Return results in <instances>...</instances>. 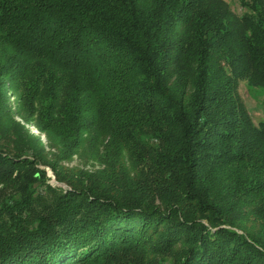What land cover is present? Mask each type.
Returning <instances> with one entry per match:
<instances>
[{"label":"trees","instance_id":"1","mask_svg":"<svg viewBox=\"0 0 264 264\" xmlns=\"http://www.w3.org/2000/svg\"><path fill=\"white\" fill-rule=\"evenodd\" d=\"M239 2L0 0V264H264V0Z\"/></svg>","mask_w":264,"mask_h":264},{"label":"rangeland","instance_id":"2","mask_svg":"<svg viewBox=\"0 0 264 264\" xmlns=\"http://www.w3.org/2000/svg\"><path fill=\"white\" fill-rule=\"evenodd\" d=\"M227 1H229L231 7L236 13H238L239 15L242 14L243 10H242L239 0H227ZM240 92H241L243 99L247 103L248 108L250 109L254 122L258 124L259 121L264 119V89L251 88L247 86L245 82H242L240 86ZM16 101L17 100H12V103H14L15 105ZM27 127L31 129V132L34 133V135H37V136L40 135L34 127H30V126H27ZM42 139H43V142L46 143L45 137H42ZM79 164H80L79 159L76 158L74 162H72L69 165V167H76V166H79ZM88 169H90V167H88ZM46 174H47L49 184H51L54 187L61 186V184L57 182L56 177L53 174L51 169H47Z\"/></svg>","mask_w":264,"mask_h":264},{"label":"water","instance_id":"3","mask_svg":"<svg viewBox=\"0 0 264 264\" xmlns=\"http://www.w3.org/2000/svg\"><path fill=\"white\" fill-rule=\"evenodd\" d=\"M61 186L66 187L64 184H61Z\"/></svg>","mask_w":264,"mask_h":264}]
</instances>
